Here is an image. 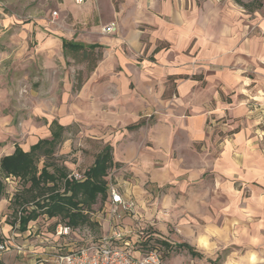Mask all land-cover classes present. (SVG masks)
<instances>
[{"label":"crops","instance_id":"crops-1","mask_svg":"<svg viewBox=\"0 0 264 264\" xmlns=\"http://www.w3.org/2000/svg\"><path fill=\"white\" fill-rule=\"evenodd\" d=\"M209 9L210 17L205 15ZM192 10L193 17L169 1L118 9L113 31L92 25L88 36L61 34L55 50L39 55L63 64L62 38L103 46L101 59L77 90L72 73L56 64L51 68V88L61 94L54 96L58 107L49 121L78 122L84 135L112 147L114 161L129 173V181L114 183L125 199L136 203L144 195L154 197L147 190L165 187L157 196L182 204V216L174 218L172 233L166 222L155 224L160 236L185 241L214 260L219 243L242 244L249 234L264 248V131L257 127L264 106V1L252 12L234 0L204 1ZM35 37L42 48L55 41ZM159 40L167 45L155 50ZM215 126L221 140L212 155ZM43 129L36 141L49 136L48 124ZM207 170L217 176L209 191L200 189L208 182L202 179ZM233 180L251 191L243 206H235ZM137 215V206L123 215L124 233ZM103 221L105 234L107 215ZM35 225L32 231L41 223ZM40 234L35 240L43 243L48 238ZM36 249L43 248L36 244ZM230 258L226 255L223 264L262 260L253 254L241 261Z\"/></svg>","mask_w":264,"mask_h":264},{"label":"rangeland","instance_id":"rangeland-1","mask_svg":"<svg viewBox=\"0 0 264 264\" xmlns=\"http://www.w3.org/2000/svg\"><path fill=\"white\" fill-rule=\"evenodd\" d=\"M150 1H158L160 4L169 1L174 6L178 7L179 5V7L185 8L187 15L193 17L195 11L192 8L195 5L200 7L201 2L217 0H82L79 4L74 0H0V157L11 153L15 144L23 149H28L37 137L43 135V128L47 127L50 122L49 118L58 107V100L54 96L61 94L60 91L51 88L50 77L54 71L51 68L54 64L64 68L61 72L72 73L73 84L76 83L77 71L82 70V76L85 75V63L63 55V64H59L56 59L39 55L40 52L44 49L55 50L57 41L55 37H59L61 34L88 36L92 25L101 27L102 32L105 26H111L113 31L115 28L111 22L114 21L116 10L130 11L133 5L143 3L148 5ZM221 1L225 2L226 0ZM211 14V9L205 11V15L208 17ZM36 33L55 41L46 43L47 47L42 48L40 41L36 40ZM143 41L145 42L146 39L143 38ZM166 45L164 41L157 42V47ZM52 77L54 78V75ZM258 114L262 119L257 127L260 131H264V106L259 108ZM65 125H68L69 129L50 161L58 166L66 167L69 173L74 172L81 175L84 169L92 163L103 142L84 135L82 125L78 122ZM37 128L43 130L38 132ZM212 130L213 147L211 146V152L212 155H215L216 150L219 149L221 137L216 135L218 133L217 126ZM222 133L224 132H219L221 135ZM174 157H176L175 154ZM210 157L209 155L208 158ZM42 162L41 159L39 167L42 166ZM119 167L116 166L109 170L108 181L112 183L118 180L129 181V173ZM216 177L213 171H205L202 179L208 182L200 189L209 191L211 189L209 182ZM5 181L7 193L0 199V233L9 242L23 246V250L20 253L13 249L0 250L1 264H33L39 256L44 258L57 253H65L68 251L67 248H79L91 239H99L103 234L102 224L106 212L103 202L100 201L93 206L91 211V217L98 222V225L91 228L86 227V230L78 232L71 238L50 237L47 240L42 239L43 243H38L35 240L36 235L17 236V221L14 218L10 200L16 190L21 188V182L13 178H7ZM145 185L144 189L147 190L148 182ZM233 186L235 195L238 196L235 206H243L251 191L246 184H242L239 180H233ZM164 189L165 187L153 189L154 192L147 190L149 194H154V197L144 195L139 201L134 202L137 206L138 217L128 221L131 230L125 231L124 238L128 239L132 246H137L139 240L143 241L151 236L147 246L138 249L143 252V250L157 247L165 264H206L208 259L206 260L207 257L204 253L200 258L192 257L186 250L174 253L173 248L166 247L157 241L162 240V236L155 224L166 222L168 231L172 233L175 231L174 227L178 220L174 221V218L182 216L179 210V205L182 204H171L157 196ZM218 205L221 207L225 204L223 202ZM35 224L34 228H37V224L40 223ZM43 233L42 237L47 232ZM250 233L252 234L251 231ZM252 237L253 235L250 234L245 236L247 242L242 244L230 243L223 246L219 243L218 254L221 255L219 264H223L226 255L231 257V262H235L241 261L251 254L257 258L261 257L262 260L256 264H264V248H261L257 242L254 243ZM166 240L170 244L177 242L168 237ZM69 242L73 244H67ZM36 244L42 246L43 249H36Z\"/></svg>","mask_w":264,"mask_h":264},{"label":"trees","instance_id":"trees-1","mask_svg":"<svg viewBox=\"0 0 264 264\" xmlns=\"http://www.w3.org/2000/svg\"><path fill=\"white\" fill-rule=\"evenodd\" d=\"M234 1L250 12L262 6V0ZM157 49L159 47L155 50ZM61 50L65 57L85 63L84 77L82 70L77 71L75 76L76 83L73 84V89L77 90L101 59L103 46L98 43L84 44L73 39L62 38ZM139 124L133 126L137 127ZM68 129V125L53 119L48 123V137L39 138L28 149L15 144L11 153L0 157V199L6 196L5 180L7 178L21 182V188L16 190L10 200L12 212L17 221L16 234L19 237H24L23 234L28 231V235L31 236L38 235L40 232L54 233L55 227L59 224L68 225L72 229L91 228L98 225V222L91 217L92 208L100 201L105 204L108 172L121 164L114 161L112 147L105 143L95 154L92 163L81 173V179L69 177L66 167L58 166L50 161L63 142ZM41 159L43 162L39 167ZM33 223H41V225L32 231ZM151 238L148 236L143 241L139 240L137 246H133L134 251L143 254L156 250L160 253L157 247L143 250V252L138 249L145 248L148 239ZM161 239L157 241L166 247L173 248L174 253L186 250L192 257L203 256L194 246L185 241L170 244L166 239L162 237ZM6 241L8 240L0 233V244ZM41 260L39 256L34 264ZM220 260L221 255L218 254L214 260L208 261L210 264H219Z\"/></svg>","mask_w":264,"mask_h":264},{"label":"built area","instance_id":"built-area-1","mask_svg":"<svg viewBox=\"0 0 264 264\" xmlns=\"http://www.w3.org/2000/svg\"><path fill=\"white\" fill-rule=\"evenodd\" d=\"M74 1L78 4L82 2V0ZM111 28V26H105L103 32H108ZM68 176L81 179V175L74 172L69 173ZM107 182V200L104 206L110 222L109 231L102 234L97 240L87 241L79 248L44 257L37 264H165L158 251L150 250L140 254L134 251L129 240L124 239L125 234L120 228V221L125 213L134 212L135 203L131 199H125L114 183ZM84 230L86 229H72L68 225L59 224L55 227L54 233L47 232L44 237L71 238ZM9 249L20 253L23 246L9 241L0 244V250Z\"/></svg>","mask_w":264,"mask_h":264}]
</instances>
